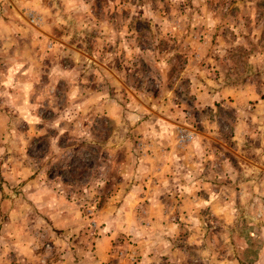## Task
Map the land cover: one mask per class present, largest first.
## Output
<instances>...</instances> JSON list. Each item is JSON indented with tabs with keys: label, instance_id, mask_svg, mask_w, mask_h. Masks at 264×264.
<instances>
[{
	"label": "rangeland",
	"instance_id": "rangeland-1",
	"mask_svg": "<svg viewBox=\"0 0 264 264\" xmlns=\"http://www.w3.org/2000/svg\"><path fill=\"white\" fill-rule=\"evenodd\" d=\"M6 1L0 264H264V0Z\"/></svg>",
	"mask_w": 264,
	"mask_h": 264
},
{
	"label": "crops",
	"instance_id": "crops-1",
	"mask_svg": "<svg viewBox=\"0 0 264 264\" xmlns=\"http://www.w3.org/2000/svg\"><path fill=\"white\" fill-rule=\"evenodd\" d=\"M14 1V0H13ZM18 10V8L16 7V6H14V7H11L10 5H9V2H7L6 0H0V10H6L7 12H11L12 10ZM12 18V17H11ZM13 19V18H12ZM4 22V19L3 18H0V27H3L4 25H6V27L8 26V27H10L11 26V24H13V23H11V21L10 20H8L7 22H5V23H3ZM7 23H9L8 25H7ZM11 23V24H10ZM21 74H24L23 76H26V77H28V73H26V72H21ZM28 88H25L24 90H26V91H28L27 90ZM18 170H20V171H23V170H26V169H23V168H19ZM9 171H11V170H8L7 171V173L9 172ZM29 182L30 181H28V184H29ZM42 181H38V185H41V186H38V185H35V187H39L37 190H36V194H31L30 196H34L35 198H38V200L37 201H40V200H43V201H54V200H58L59 199V195L58 196H56V197H54V196H52V195H50V196H47L46 194H45V190H44V187H43V182L41 183ZM44 184H45V182H44ZM43 197V199H41ZM45 198H46V200H45ZM55 264H58V263H55Z\"/></svg>",
	"mask_w": 264,
	"mask_h": 264
}]
</instances>
